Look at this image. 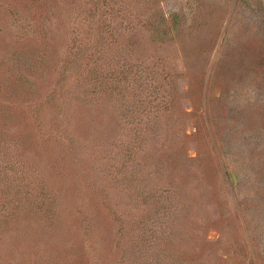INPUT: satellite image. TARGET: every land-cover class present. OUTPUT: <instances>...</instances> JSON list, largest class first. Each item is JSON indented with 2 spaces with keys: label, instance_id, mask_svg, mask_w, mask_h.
Segmentation results:
<instances>
[{
  "label": "rangeland",
  "instance_id": "1",
  "mask_svg": "<svg viewBox=\"0 0 264 264\" xmlns=\"http://www.w3.org/2000/svg\"><path fill=\"white\" fill-rule=\"evenodd\" d=\"M0 264H264V0H0Z\"/></svg>",
  "mask_w": 264,
  "mask_h": 264
}]
</instances>
